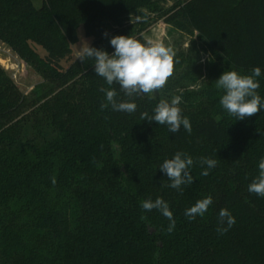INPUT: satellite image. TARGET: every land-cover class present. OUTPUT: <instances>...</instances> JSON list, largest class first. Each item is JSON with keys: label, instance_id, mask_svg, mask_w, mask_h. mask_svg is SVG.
<instances>
[{"label": "trees", "instance_id": "obj_1", "mask_svg": "<svg viewBox=\"0 0 264 264\" xmlns=\"http://www.w3.org/2000/svg\"><path fill=\"white\" fill-rule=\"evenodd\" d=\"M160 20L197 34L209 54L203 84L186 88L191 60L181 54L162 96L133 98L131 114L101 110L100 88L109 85L94 60L62 64L77 30L111 54L112 37L140 41ZM0 41L44 79L26 95L0 66V264H264V197L248 191L264 158V109L236 120L215 86L224 71L251 75L259 67L264 101V0H176L167 10L160 0H0ZM111 87L118 101L130 99ZM177 87L191 133L141 120ZM178 151L194 161V182L182 191L167 187L159 169ZM201 157L217 160L207 176ZM208 196L202 217L185 216ZM158 197L173 213L171 233L159 210L141 207ZM221 209L236 220L222 235Z\"/></svg>", "mask_w": 264, "mask_h": 264}, {"label": "clouds", "instance_id": "obj_2", "mask_svg": "<svg viewBox=\"0 0 264 264\" xmlns=\"http://www.w3.org/2000/svg\"><path fill=\"white\" fill-rule=\"evenodd\" d=\"M107 36V33H105ZM110 44L115 51L109 54L103 49L91 47L87 42H83L79 47L78 59L83 62L86 58L94 60V70L96 75L102 77L108 88L101 87L100 91L105 94L106 103H101V110L109 106L115 112L134 113L137 110V104L133 98L147 95L153 97L154 93L161 91L167 84L169 78L174 73V64L176 53L162 42L148 40L141 43L130 35H117L111 38ZM261 75V69L256 67L251 75H242L237 71H224L215 81L218 90L223 91L220 98V105L228 113L234 116L236 120H243L252 117L264 109V101L258 94L260 84L255 79ZM117 84L120 90L130 98L126 101L117 100V91L111 86ZM182 97L174 96L171 101L161 99L153 110V114L148 112L141 113V120H147L149 123L155 121L158 125H166L171 133H178L181 127L188 133H191V123L189 118L182 115L179 104ZM200 164L207 167L201 172V175H209V170L215 168L217 160L207 157L199 159ZM193 158L182 152H176L171 159H165L159 169L166 174L170 184L166 185L173 189L181 190L183 185H190L194 178L190 173L193 166ZM259 174L248 185V191L257 196L264 197V158L259 161ZM55 178L52 183L55 184ZM213 203L211 196L200 199L185 211V216L189 219H195L197 216H203L210 205ZM141 207L145 211L159 210L166 217L170 224L167 231L171 233L175 228L173 213L167 202L162 198L147 199L141 202ZM145 219V217H141ZM236 220L227 209H221L219 212V225L217 232L221 235L226 233ZM226 225V227L224 226Z\"/></svg>", "mask_w": 264, "mask_h": 264}, {"label": "rangeland", "instance_id": "obj_3", "mask_svg": "<svg viewBox=\"0 0 264 264\" xmlns=\"http://www.w3.org/2000/svg\"><path fill=\"white\" fill-rule=\"evenodd\" d=\"M176 0H160V6L167 10L175 4ZM37 7H41V3L35 1ZM136 21L135 17L130 18L128 24ZM148 40L162 42L165 46L171 47L176 56L183 54L185 57L191 60V67L188 70V80L184 81V85L189 91H197L204 81L205 66L209 62V54L203 48L201 43L197 39V34L189 36L183 34L172 26L164 23L160 20L156 23H152L150 27L143 33L141 43H146ZM92 38L87 35L84 27H80L77 30L75 45L71 48V52L68 56L62 59V64L65 68H68L75 60H77L80 49L83 42L92 44ZM40 55H45V51L40 47H36ZM0 66L7 72L13 83L26 95H30L35 90L44 85V79L39 72L33 67L29 66L21 57H19L6 43L0 41ZM184 72V71H183ZM197 72L202 74V78L196 82L193 78L196 77ZM167 87V84L164 88ZM164 88L154 93L153 96H162ZM181 93L180 88L177 87L176 91L170 92L169 96H177ZM173 98V96H172ZM169 102L171 99H165Z\"/></svg>", "mask_w": 264, "mask_h": 264}]
</instances>
